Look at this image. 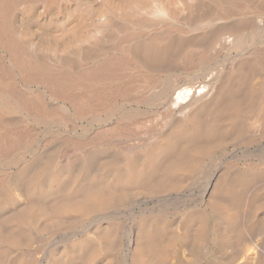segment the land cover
Masks as SVG:
<instances>
[{"label":"bare ground","instance_id":"1","mask_svg":"<svg viewBox=\"0 0 264 264\" xmlns=\"http://www.w3.org/2000/svg\"><path fill=\"white\" fill-rule=\"evenodd\" d=\"M0 264H264V0H0Z\"/></svg>","mask_w":264,"mask_h":264}]
</instances>
